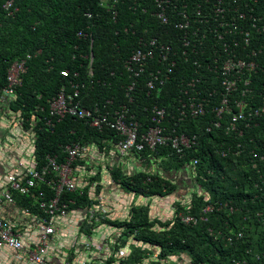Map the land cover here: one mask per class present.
<instances>
[{"label": "trees", "instance_id": "16d2710c", "mask_svg": "<svg viewBox=\"0 0 264 264\" xmlns=\"http://www.w3.org/2000/svg\"><path fill=\"white\" fill-rule=\"evenodd\" d=\"M7 1L0 0V96L8 87L10 66L32 57L15 100L0 117L10 110L23 132L30 134L38 168L46 165L48 156L63 162L68 146L95 144L106 151L118 146L120 138L114 132L94 129L72 115L61 120L51 115L49 101L63 90L73 94L74 86L79 90L76 105L92 109L108 100L122 102L123 87L137 81L129 107L142 125H155L152 109L158 105L168 112L162 123L165 134L197 139L182 158L167 147L134 152L139 161L166 170L196 160L199 192L194 191L188 204H176L174 217L166 222L153 221L145 208H133L126 221L103 220L125 229L110 241L114 255L104 264H145L154 252L147 245L158 253V260L150 264H181L185 259L188 264L244 260L264 264V113L250 115L264 109V0H173L177 16L172 15L167 25L155 15V0H14L12 15L3 7ZM178 22L187 28H177ZM142 38L157 39L160 44L149 41L146 49L156 57L163 52L169 55L168 63H176L171 78L155 95L146 86L147 75L130 78L125 68ZM227 60H245L255 67L234 77L223 70ZM63 69L69 70L68 77L62 76ZM227 77L236 80L232 89L223 82ZM189 82L196 86L189 87ZM191 97L204 114L181 116L182 109L188 112L182 105L189 104ZM221 108L226 110L219 114ZM51 119L53 126L48 125ZM237 125L241 131L233 132ZM111 176L123 188L145 197L175 190L157 172L126 176L118 167ZM94 181L90 179L89 187ZM89 187L65 192L62 202L70 209L94 207ZM14 194L30 216L47 217L40 202L54 195L52 187L38 182L31 194ZM208 206L213 210L205 213ZM183 212L199 222L182 223L178 217ZM97 228L95 221L86 220L81 233L90 236ZM126 236L144 243L143 247H129Z\"/></svg>", "mask_w": 264, "mask_h": 264}, {"label": "built area", "instance_id": "2783aa9c", "mask_svg": "<svg viewBox=\"0 0 264 264\" xmlns=\"http://www.w3.org/2000/svg\"><path fill=\"white\" fill-rule=\"evenodd\" d=\"M13 0H9L5 7L11 8ZM157 4L156 17L161 24H170L172 15H175L174 11H177V4L173 0H155ZM174 3V4H173ZM173 4V5H172ZM171 8V11H170ZM220 10V9H219ZM221 11V10H220ZM178 13V12H177ZM183 16V12L178 13ZM179 29H186L187 24L177 23ZM82 33H80V36ZM151 41V45H155L160 42L157 39L140 40V46L135 49L132 54L127 58L125 62V68L128 75L135 79L140 78L143 75H147L148 80L146 86L150 93L157 91L165 86L166 82L171 78L174 73L175 62H169V55L160 53L158 57L153 51L146 49L147 42ZM31 58L28 55L27 60ZM172 59V58H171ZM27 60H22L13 65L9 72L8 80L9 86L0 97V109L3 106L8 107L16 98V91L18 87L22 85V74L27 70ZM154 61L155 63H151ZM255 65L253 62H246L245 60H227L223 65L225 74L234 76L239 75L242 70L252 69ZM146 72V73H145ZM64 76H68V71H63ZM227 87L232 89L236 80H229L227 77L224 81ZM135 83L123 87L124 97L120 103H114L108 100L105 104L95 105L92 109L83 108L77 106V100L79 98V90L75 86L73 94H67L66 91H62L51 102V115L53 117L64 118L66 115H72L80 120H84L92 128L100 131L114 132L117 137L120 138L118 142V153L120 157H125L129 153H141L145 150L156 151L161 147L171 148L178 156L184 155L185 151L191 148L197 143L196 137H189L186 134H165V129L162 127L163 120L166 118L168 112L165 108L155 106L152 109L153 118L152 121L155 125L145 127L142 125L134 115H132L129 104L133 102V98L130 93L134 89ZM189 87H195L196 83L189 82ZM189 100V99H188ZM227 103V100H224ZM243 106V105H242ZM182 108L188 109L181 110V116H198L204 114V111L200 109L194 102L193 97L190 99L189 104L183 103ZM226 109L221 108L218 112L222 114ZM264 109L255 110L250 115H262ZM243 119L241 115L240 120ZM237 119H235L236 121ZM250 121V119H248ZM249 121L246 122V127H249ZM48 125L53 126V120H49ZM220 123L216 126L220 127ZM241 125L232 126L233 132L240 130ZM241 131V130H240ZM243 132H240L242 135ZM83 149L80 145L66 147V157L63 162H59L56 157L48 156L46 165L40 169L38 163L34 161L30 165L29 169H26L25 175L19 177L17 175H9L6 180V184L0 180V207L4 204L16 203L14 193L31 194V189L35 188L38 182L45 183L49 187L53 188L54 195L47 201L40 202L41 209H44L47 217H37V229L39 232V243L35 248H26L23 242V236L19 230L15 227L0 219V248H8L15 251L19 257L26 256L28 264H87V262L77 263L75 261H55L50 262L48 251L52 238L56 235V228L52 222L53 218L66 217L69 213V204L63 203L61 198L66 191L76 192L78 190L77 183L74 179V164L81 158ZM21 167L24 163L19 164ZM102 200V198H100ZM72 204V203H71ZM213 210L212 206H208L204 212L208 213ZM97 209L89 210V219L96 222L101 221L100 217H96ZM179 220L186 224H197L199 221L196 217L189 214H179ZM207 217H200V221H207ZM242 237V233L238 235V238ZM93 248L102 252L108 248L105 244H96L90 240L85 249L90 251ZM264 256V252H263ZM153 260L158 259V254L152 256ZM236 264H252L246 260L237 261Z\"/></svg>", "mask_w": 264, "mask_h": 264}, {"label": "crops", "instance_id": "0c3cea01", "mask_svg": "<svg viewBox=\"0 0 264 264\" xmlns=\"http://www.w3.org/2000/svg\"><path fill=\"white\" fill-rule=\"evenodd\" d=\"M8 116L11 118L3 117L0 120V180L4 184L11 174L19 177L25 175L26 169H29L33 163L34 152V140L30 134L23 132L20 123L15 120L13 114L8 113ZM83 149L84 154L79 160L76 170L77 185L81 190H86L89 187L90 179L94 178L95 181L90 184L88 193L95 201L94 206L99 216L105 219L126 221L131 217L133 208H145L153 221L166 222L174 217L176 204H188L194 191L197 190L195 176L190 166L172 167L169 170L164 168V170L156 164L139 161L134 153L119 157L116 153L117 145H112L109 151H106V147L100 150L95 144H89ZM21 162L24 163L23 167L19 165ZM118 167L126 176H134L144 171L153 174L157 172L163 175L164 179L171 181L175 190L164 196L148 197L129 191L112 179L111 171ZM97 195L103 198L102 204L97 199ZM169 197H176V199L167 202ZM135 198H139V202H136ZM17 202L2 205L0 219L12 224L16 230L21 232L26 248H35L40 238L37 217L30 216L27 211H23ZM153 206L156 207L155 211H153ZM88 217V209L75 208L70 210L64 218L52 219L57 232L52 238L48 251L47 257L50 262L75 261L83 263L82 261H85L87 264H104L114 255L110 248V241L115 235L117 237V234L122 232L115 231L113 229L115 227L105 224L103 222L105 219L97 224L98 228L93 233V239L95 243H106L109 247L102 252L95 248L90 251L85 249L88 236L81 233V227ZM136 244L137 242L133 238L128 242L129 247ZM118 245L122 247L121 243ZM126 251L128 249L124 250V252ZM0 264H28V260L26 256L20 258L13 250L0 248ZM181 264L188 263L181 261Z\"/></svg>", "mask_w": 264, "mask_h": 264}, {"label": "clouds", "instance_id": "9594fccd", "mask_svg": "<svg viewBox=\"0 0 264 264\" xmlns=\"http://www.w3.org/2000/svg\"><path fill=\"white\" fill-rule=\"evenodd\" d=\"M8 1H9V0H8ZM8 1H7V2H8ZM13 1H14V0H13ZM7 2H6V3H7ZM106 2H107V0H106ZM6 3H5V5H6ZM5 5L3 6L4 9L9 13V15H12V14H13V11H12L11 9L14 7V2H13L12 7L9 8V9H7V8L5 7ZM79 36H80V34H79ZM27 57H28V56H27ZM31 57H32V55H31ZM30 59H31V58H30ZM22 60H24V59H21V60H19V61H22ZM25 60H27V58H25ZM28 60H29V59H28ZM19 61H15V62L10 66V68H9V70H8V76H9V72H10L11 68L13 67V65L16 64V63L19 62ZM63 71H68V76H69L70 73H69V70H68V69H63V70L61 71V74H62ZM62 76H63V77H68V76H64L63 74H62ZM8 86H9V80H8ZM7 88H8V87H7ZM7 88H6V89H7ZM18 88H19V87H18ZM74 88H75V86H74ZM6 89H5V90H6ZM77 89H78V88H77ZM5 90H4V92H5ZM4 92H3V93H4ZM2 95H3V94H2ZM2 95H1V96H2ZM1 96H0V97H1ZM55 98H56V97H55ZM53 100H54V98H53L52 100L49 101V102H50V109H51V102H52ZM76 100H77V99H76ZM179 102H181V100H180ZM12 103H13V102H12ZM12 103H11V104H12ZM11 104H10V105H11ZM10 105H9V106H10ZM97 105H98V104H97ZM9 106H8V107H9ZM156 106H158V105H156ZM5 108H7V107H6V106L1 107V109H0V115L4 112ZM161 108H162V107H161ZM88 109H89V108H88ZM165 109H166V108H165ZM8 112H11V111H10V110H7V111L5 112V114H4V117H7V118H8V114H7ZM55 118H57L58 120H61L59 117H55ZM2 119H3V117H0V120H2ZM62 119H63V118H62ZM20 125H21V124H20ZM21 127H22V125H21ZM94 129H95V128H94ZM97 130H98V129H97ZM99 131H100V130H99ZM104 131H106V130H104ZM76 145H78V144H76ZM82 149H83V147H82ZM117 149H118V147H117ZM83 154H84V149H83V153H82V156H81V157H83ZM175 154H176V153H175ZM176 155H177V154H176ZM184 155H185V153H184ZM184 155L179 156V157L182 158V157H184ZM79 160H81V158H79L78 161H76V163L74 164V179H75V182H76V183L78 182V181H77V177H78V176H77V174H76V170H77V168H78ZM196 165H197V161H196V160H195V161H192L190 164L186 165V166H190V167H191V169H192V173H194V176H195V177H196V175H195V174H196V173H195V172H196ZM195 182H196V181H195ZM77 186H78V185H77ZM95 186H96V185H95ZM196 187H197L196 192H199V186L197 185V182H196ZM78 190H81V189L78 187ZM78 190H77V191H78ZM77 191H76V192H77ZM66 192H69V191H66ZM100 198H102V197L97 195V199H99L100 203L102 204V200H100ZM102 199H103V198H102ZM72 204H73V203H72ZM91 209H96V208H95V206H94V207L89 208L88 210H91ZM70 210H72V209L69 208V211H70ZM183 213H184V212H183ZM96 217H100V218H101V221H102L103 219H105L104 217L99 216L98 212L96 213ZM86 220H89L90 222L95 221V220H90L89 217H88L87 219H85V221H86ZM101 221H99V222H101ZM99 222H96V221H95L96 224H98ZM131 238H133V237H130V238H129L128 236H126V239H128V241H130ZM133 239H134V238H133ZM90 240H92V242H94L93 235L88 236L87 243H88ZM134 240H135V239H134ZM135 241H136V240H135ZM107 242H109V241H107ZM136 242H137V245H138V246L141 245V246L143 247L144 243H142V242H138V241H136ZM87 243H86V244H87ZM86 244H85V246H86ZM96 244H101V243L98 242V243H96ZM104 244L107 245L106 243H104ZM107 247H109V246L107 245ZM146 248H151L152 251H155V250H156L154 247H150V246H148V245H147ZM146 248H145V249H146ZM121 254L124 255V251L121 252ZM154 254H158V253H157L156 251L153 252V253H149L150 258L147 260V262H146L145 264H150V263H149L150 261H156V260H153V259H152V256H153ZM157 260H158V259H157ZM185 260H186V259H185ZM185 260H184V262H185Z\"/></svg>", "mask_w": 264, "mask_h": 264}, {"label": "rangeland", "instance_id": "374dc122", "mask_svg": "<svg viewBox=\"0 0 264 264\" xmlns=\"http://www.w3.org/2000/svg\"><path fill=\"white\" fill-rule=\"evenodd\" d=\"M176 199V197H169V199L167 200V202H172V201H174ZM139 198H135V201L136 202H139ZM155 209H156V207L155 206H153V211H155ZM154 218H158V217H154ZM115 231H121V232H123V231H125V229H118V228H113ZM135 246H138L137 244L135 245Z\"/></svg>", "mask_w": 264, "mask_h": 264}]
</instances>
